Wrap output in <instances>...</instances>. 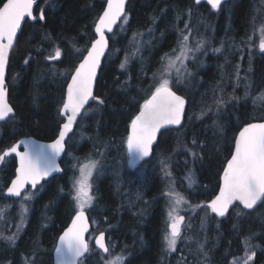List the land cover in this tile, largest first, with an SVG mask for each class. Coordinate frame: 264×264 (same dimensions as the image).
I'll return each instance as SVG.
<instances>
[{
    "label": "trees",
    "instance_id": "1",
    "mask_svg": "<svg viewBox=\"0 0 264 264\" xmlns=\"http://www.w3.org/2000/svg\"><path fill=\"white\" fill-rule=\"evenodd\" d=\"M106 1L38 0L36 20L26 19L9 57L6 88L14 114L0 122V155L24 137L46 142L57 137L67 84L91 47ZM125 15L127 21L123 17L108 36L94 89L97 99L66 140L62 174L38 187L16 245L0 247V263L52 264L57 237L76 212L68 166V158L76 156L98 162L95 205L87 212L91 224L96 223L90 236L105 232L110 249L114 243L126 256L124 264H236L253 253L249 264H264V203L250 211L236 205L223 217L207 207L220 187L234 137L247 123L264 119V53L253 40L254 23H264V2L231 0L214 11L202 0H129ZM185 24L201 29L209 51L198 59L188 88L171 85L187 103L184 122L162 131L151 157L131 169L129 125L155 90ZM57 49L60 58L49 59ZM164 164L177 186L195 180L184 195L210 211L205 227L188 235L192 242L186 249L179 246L171 262L162 244ZM15 168L9 153L0 172L5 188ZM88 243L90 251L80 264H104L106 256L90 238Z\"/></svg>",
    "mask_w": 264,
    "mask_h": 264
},
{
    "label": "snow or ice",
    "instance_id": "2",
    "mask_svg": "<svg viewBox=\"0 0 264 264\" xmlns=\"http://www.w3.org/2000/svg\"><path fill=\"white\" fill-rule=\"evenodd\" d=\"M195 2L199 4L201 0H195ZM207 2L215 10L220 6L222 0H207ZM0 3H2L0 6V121H2L13 112L6 101L5 87V68L8 63L9 50L13 47L18 30L22 29V21H25L26 18L35 20L36 17L33 16L34 0H6V2L0 0ZM124 6L125 0H107V7L99 16L91 47L87 49V55L83 56L78 67L75 68L74 74L71 75V81L67 84L66 98L63 99V106L59 111V115L66 117L67 122L63 124L59 138L54 143L47 145L21 142L23 144L22 151L18 150L21 145L16 144L0 155V161H3L9 153H15L19 160L16 177L7 189L10 196L21 197L22 191L29 185L31 189L37 190V186L42 180L61 171L57 165V158L64 151L65 136L72 130L74 122L86 103L90 99H97L93 96V85L97 79V69L101 66V58L108 48L105 33L106 31L113 32V26L121 16H124L125 22L127 21V16L124 15ZM39 19L44 20L45 16L41 14ZM188 27V24H185V28ZM188 41L189 35H183L180 42V54L175 59L168 60L151 97L144 101L139 114L131 120L126 147L129 163L133 166L150 156V150L153 142L157 139L158 132H161L162 129L168 130L169 126L181 125L185 100L172 90L168 78L171 75L169 70L175 68L176 72L182 76L181 68L187 71L184 60L192 58L189 53L194 55L196 52H200L205 44L204 40H200L195 48H192L189 47ZM259 50L264 53V39L259 45ZM79 51L80 49H77V52ZM214 51L219 52L220 49L217 48ZM60 56V50L57 49L55 57L48 58L59 59ZM177 61H179L180 67H175ZM120 67L124 68L125 65L122 63ZM103 102V100H98V103L102 104ZM133 157L134 159H132ZM97 163L90 161L89 164L81 167L80 177L74 181L75 195L73 199L77 211L71 225L59 237L60 243L56 248L57 264H80L81 258L90 251L89 244L85 239V233L88 231L85 210L92 205L93 196L89 195L88 191L91 189L89 179L93 177ZM191 183H195V180L191 179L190 186ZM34 195L35 192L28 191L23 195L22 200L29 201ZM235 201H239L243 209L247 210H253L258 202L264 203V123H247L234 137V151L223 169L219 195L207 207L217 216L223 217L229 206ZM181 203H187V201L177 195L175 203L168 213L171 220L170 232L164 236L165 250L168 252L177 250V241L181 235V224L185 219L184 216L177 215ZM7 239L11 240L12 237ZM103 240L104 235L101 233L96 240L97 246L104 252H108L109 249ZM253 255H247L245 264L253 259ZM118 261H122V257H116L115 260L108 261V264H117Z\"/></svg>",
    "mask_w": 264,
    "mask_h": 264
},
{
    "label": "rangeland",
    "instance_id": "3",
    "mask_svg": "<svg viewBox=\"0 0 264 264\" xmlns=\"http://www.w3.org/2000/svg\"><path fill=\"white\" fill-rule=\"evenodd\" d=\"M216 10L217 9H215L214 11ZM255 17H256V14L254 16V19ZM200 23L199 25L201 26L202 24ZM204 27L205 26H203V28ZM201 32L202 31L199 27H196V28L188 27L187 29L184 27V29L181 31L180 39L176 47L169 53V55L166 56L163 62L162 68L157 75V84L160 81L161 73L164 71V68L167 66L168 60L175 59L176 56L180 54V51H181L180 42L183 39V35H189V41H188L189 47L195 48L196 44L200 40H204L205 44L203 45L202 50L200 52H196L194 55L192 53H189V56H192V58L184 60V65L187 71H184V68H181V72L183 73L182 76L176 72L175 68H172L169 70L171 75L170 77H168L170 79L171 85L176 84L177 86H182L185 88L189 87L191 83L190 80L195 72L194 70L195 69L197 70V66H199L198 59L201 58L202 55L205 54V52L207 53L209 51V48L206 47L207 42L205 39L202 38ZM253 33H254V37H257L253 40L255 41L256 46L259 49V45L262 39H264V23L255 22ZM175 67H180L179 61H177ZM8 156L9 155L5 156L3 161H0V172L4 169V164L7 161ZM68 160H69L68 166L70 170V176H69L70 191H71V195L73 199V196L75 195L73 184H74V181L80 177V174H81L80 168L83 167L85 164H89L90 161H95V160L91 159L90 157L80 158L76 156H72L68 158ZM132 167L133 166L130 165L131 169ZM97 168H98V165H97ZM97 168L94 169L93 171V177L89 179V184H91V189L90 190L86 189L89 191V195L93 196V201H92L91 207L87 208L85 212L92 211L95 205L96 195H95L94 189H95V184H96L95 177L98 171ZM133 169L135 171L139 170L136 168H133ZM163 174H164L163 193H164L166 202H165V207H164V235H163L162 244H163L164 257H166V259H170V262H171L173 257L177 256L176 254L177 250L174 252H168L165 250L164 236L170 232L169 225L171 224V220L169 219L168 213L171 211L175 203L176 196L177 195L182 196L187 201V203H181L179 205V211L177 213V215H183L185 217L184 224L181 230L182 232H181L180 238L177 241V248L181 246L182 249H186L190 245L192 241L190 240V238H188V235H190L192 231H195L196 229H202L205 227L204 225H206V222L209 219L210 211L205 212L203 206L192 205L191 203L188 202V200L186 199L184 195L183 189L189 187L190 183L182 185V186L181 185L177 186L178 185L177 180L174 179L173 173L170 170V166L168 164L163 165ZM1 175L2 173H0V185L2 184ZM5 194L6 196H8L7 192ZM23 195L18 200H14V201H10L9 199H6L5 204L3 203V207L0 208V247L15 246L20 234L25 228V224L27 222L28 214H29V203L30 201L33 200L36 194L29 201H23L22 200ZM73 202L75 205L74 199H73ZM22 204H23V207H21ZM10 208L13 209V214L10 216V218H7V212L10 213L9 212ZM75 208H76V205H75ZM92 226L96 227V223H92ZM99 232H103V231L97 230L96 232L92 233L90 236V239L93 240L94 237ZM8 237H12V239L9 240L7 239ZM107 247L109 251H108L107 256L105 257L106 259L104 261V264H108V261L110 260H115L116 257H122V261H118L117 264H124L126 256L123 254V252L122 253L118 252L115 249L116 247L114 243H112L111 249H110V238L107 240ZM179 255L182 257L184 255V252H181ZM246 260L247 259L241 260L236 264H245ZM0 264H9V263L6 262V263H0ZM247 264H249V261L247 262Z\"/></svg>",
    "mask_w": 264,
    "mask_h": 264
},
{
    "label": "water",
    "instance_id": "4",
    "mask_svg": "<svg viewBox=\"0 0 264 264\" xmlns=\"http://www.w3.org/2000/svg\"><path fill=\"white\" fill-rule=\"evenodd\" d=\"M128 1L129 0H125V6H124V15H125V9H126V5H127V3H128ZM202 1H204L208 6H210L211 7V5L210 4H208V2H207V0H202ZM228 1H231V0H222V2H221V4H223V3H225V2H228ZM37 3H38V0H34V4H33V16H34V9H35V7H36V5H37ZM220 4V5H221ZM107 7V1H106V5H105V8ZM105 8H104V10H105ZM104 10H103V12H104ZM103 12H102V14H103ZM101 14V15H102ZM100 15V16H101ZM124 16H121L118 20H117V22H116V24L113 26V31H114V29L117 27V25L119 24V22H120V20L123 18ZM26 19H29L30 21H35V20H33V19H31V18H26ZM26 19H25V21H26ZM99 19V18H98ZM25 21H22V27H23V25H24V22ZM97 22H98V20H97ZM96 22V23H97ZM96 25V24H95ZM20 31L21 30H18V34L20 33ZM18 34H17V36H18ZM110 34H112V32L111 33H109V32H107L106 31V33H105V35H106V39L108 40V36L110 35ZM94 35H95V27H94ZM17 38V37H16ZM16 38L14 39V42H13V47H14V44H15V41H16ZM109 45V44H108ZM13 47L9 50V54H8V62H9V57H10V53H11V51H12V49H13ZM107 50H108V48L105 50V54H104V56H102V58H101V66H102V62H103V60H104V58H105V55H106V53H107ZM86 55H87V53H86ZM101 66L97 69V78H98V74H99V71H100V68H101ZM78 67V66H77ZM7 68H8V63L6 64V68H5V87H6V77H7ZM73 74H74V72H73ZM97 80V79H96ZM96 80H95V82H94V85H93V96H94V89H95V84H96ZM71 81V77H70V79H69V82ZM68 82V83H69ZM66 93H67V87H66V92H65V98H66ZM176 93V92H175ZM177 94V93H176ZM177 95H179V94H177ZM180 96V95H179ZM151 97V96H150ZM149 97V98H150ZM182 97V96H181ZM148 98V99H149ZM183 98V97H182ZM184 99V98H183ZM93 99H90L89 101H88V103H86V105L84 106V109L91 103V101H92ZM185 100V99H184ZM6 101H7V103H8V105L12 108V106L10 105V103H9V101H8V90H7V88H6ZM186 108H187V103H186V101H185V107H184V112H183V115H182V120H181V125H179V126H169V128L168 129H178V128H180L181 126H182V124H183V122H184V118H185V114H186ZM13 109V108H12ZM84 109H82L81 110V113H80V115H78V117H77V120L74 122V124H73V127H72V130L70 131V132H68L67 134H66V136H65V139H64V151L61 153V155L57 158V165L61 168V171L60 172H57V173H53L51 176H49V177H46L44 180H42L41 181V183H43V182H45V181H47L48 179H50L51 177H53V176H55V175H60V174H62V167H61V165H60V162H61V160H62V157H63V155H64V152H65V143H66V140H67V138H68V136L70 135V134H72V132H73V130H74V128H75V125L77 124V122H78V120H79V118H80V116H81V114H82V112L84 111ZM140 112V111H139ZM139 112H138V114H139ZM14 114V110H13V112L12 113H10L7 117H5V119L4 120H2V121H0V122H3V121H5V120H7L10 116H12ZM137 114V115H138ZM62 118H63V120H64V122H63V124L64 123H66L67 121H66V117H64V116H62ZM135 118V117H134ZM252 123H264V119L262 120V121H256V122H252ZM63 124L61 125V127H60V130H61V128H62V126H63ZM131 124V123H130ZM60 130H59V132H60ZM129 131H130V125H129ZM129 131H128V133H129ZM162 131H164L163 129L161 130V132ZM59 132H58V135H57V137L53 140V141H49V142H46V141H39V140H37V139H35V138H32V137H24V138H21V139H19L14 145H16V144H20L21 146H20V149H18V150H20V151H22L23 150V144L21 143V142H27V143H30V144H38V145H47V144H51V143H54L55 142V140L56 139H58L59 138ZM161 132H158V134H157V139L153 142V145H152V148H151V150H150V156L148 157V158H146V160H148L150 157H151V155H152V151H153V148H154V146L156 145V143H157V140H158V137H159V135H160V133ZM13 145V146H14ZM232 151H234V146H233V150ZM13 156H14V158H15V161H16V168H15V176H14V178L11 180V182L15 179V177H16V169H17V167H19V160H18V158L16 157V155H15V153H11ZM128 154V153H127ZM132 159H134V157L132 158ZM229 159H231V156H230V158ZM146 160H144V161H146ZM144 161H141V162H139L138 164H135V166H138V165H140V164H142ZM227 164V163H226ZM132 165V164H131ZM133 166V165H132ZM222 175H223V173H222ZM222 177V176H221ZM41 183H40V185H41ZM221 183V182H220ZM40 185H38V186H40ZM11 186V183H10V185H9V187ZM37 186V187H38ZM27 189H31V187H30V185L29 186H26L25 187V189H24V191H22V193H24ZM219 189H220V187H219ZM219 189H218V192H217V194H216V196L217 195H219ZM31 190H33V189H31ZM21 193V194H22ZM10 196V195H9ZM215 196V197H216ZM10 197H12V196H10ZM12 198H14V199H18L19 197H12ZM215 199V198H214ZM260 204V202H258V205ZM236 205H238V206H240L242 209H243V206L239 203V201H235V202H233V204L232 205H230L229 206V209H228V211L225 213V215L234 207V206H236ZM257 205V206H258ZM257 206H255L254 208H256ZM245 210H247V209H245ZM248 211H250V210H248ZM75 214H76V212L74 213V215H73V217H72V219H74V217H75ZM215 214V213H214ZM85 215H86V218H87V224H88V231L85 233V239H86V241H87V237H88V235H89V233H90V231H91V223H90V221H89V218H88V215H87V213L85 212ZM216 215V214H215ZM224 215V216H225ZM183 216V215H182ZM217 216V215H216ZM185 218V217H184ZM72 219H71V221H72ZM185 220V219H184ZM71 221L69 222V224L61 231V233L59 234V236L57 237V240H56V244H55V248H54V251H53V264H57V254H56V248H57V246L59 245V243H60V241H59V237L63 234V232L71 225ZM183 224H184V221L182 222V224H181V229H182V226H183ZM101 233H103V235H104V240H103V243L105 244V246L107 247V244H106V235H105V233L104 232H100V233H98L96 236H95V238H94V240H93V245H94V247L103 255V256H106L107 254H108V252H104L102 249H100V248H98V246H97V243H96V240H97V238L101 235ZM88 242V241H87ZM87 255V254H86ZM84 257H82L81 259H83Z\"/></svg>",
    "mask_w": 264,
    "mask_h": 264
},
{
    "label": "flooded vegetation",
    "instance_id": "5",
    "mask_svg": "<svg viewBox=\"0 0 264 264\" xmlns=\"http://www.w3.org/2000/svg\"><path fill=\"white\" fill-rule=\"evenodd\" d=\"M10 183H11V182H10ZM10 183H9V185H10ZM9 185H8L7 188H5V185H4V184H1V185H0V208L3 207V203L5 204V200H6V199H9L10 201H14V200H18V199H19V198H18V199H14V198L10 197L9 195L6 196L5 193L7 192V189L9 188ZM38 187H39V186H38ZM38 187H37V190L39 189ZM37 190H30V189H27L26 192H27V191H33V192L36 193ZM2 191H3V192H2ZM26 192H25V193H26ZM2 193H3V194H2ZM25 193H24V194H25ZM22 195H23V194H22ZM22 195H21V196H22ZM9 212L13 214V209L10 208V209H9ZM7 213H8V212H7ZM181 232H182V231H181ZM88 238H90V236H89Z\"/></svg>",
    "mask_w": 264,
    "mask_h": 264
}]
</instances>
